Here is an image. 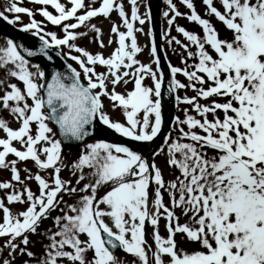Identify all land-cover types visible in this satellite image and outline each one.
<instances>
[{"label":"snow or ice","instance_id":"1","mask_svg":"<svg viewBox=\"0 0 264 264\" xmlns=\"http://www.w3.org/2000/svg\"><path fill=\"white\" fill-rule=\"evenodd\" d=\"M31 2L42 6L40 15L60 26L63 36L45 32L35 13L19 6L22 0H10L5 11L13 14L11 18L0 11V19L10 25L21 23L20 14L30 17L22 31L42 41L39 52L11 38L0 46V69L6 74L0 79V109L19 124L14 129L0 117L5 134L0 137V169L11 172L10 181L0 182L5 193L0 198V238H5L0 252L7 249L11 259L0 264H13L16 254L29 258L24 264H124L117 249L134 257L132 264H264V0H218L219 8L214 0H202L206 15L222 23L231 38H221L193 0H181L190 10L185 18L200 26L203 35L176 24L184 14L173 0H166L168 11L163 15L169 17V35L175 26L188 42L175 36L168 40L186 53L184 67L168 65V91L195 93L175 97L177 105L189 106L183 109V119L175 117L173 130L179 135L173 138L169 132L164 146L153 149L150 157L122 143H87L70 165L62 157L63 142L84 141L96 122L147 147L160 135L164 72L154 38L150 54L157 69L137 59L143 49L136 33L144 30L135 25L150 22L151 11L142 16L139 0H130V17L122 0H100L99 7L94 6L97 0ZM113 11L126 31L113 23L115 40L105 45L102 29L92 21L109 19ZM81 28L86 31H78ZM89 33L101 49L117 46L107 57L90 52L77 43ZM64 47L79 70L68 64L67 73L55 72L50 82L40 65L26 58L41 54L51 61L48 50ZM178 74L188 83L177 79ZM146 78L152 86L144 84ZM129 83L131 90L117 91V86L126 88ZM213 97L219 99L201 103ZM104 99L113 110H121L124 121L110 117ZM50 125L58 126L62 139ZM161 154L168 167L179 172L174 180L166 181L157 166L155 157ZM28 161L38 171L25 167L22 177L18 165ZM65 168L71 169L74 183L62 178ZM33 180L36 191L28 184ZM17 204L22 207L14 211L10 206ZM161 219L166 237L160 233ZM45 221L52 226L45 227ZM146 225L153 229L154 243H149ZM33 235L48 241L39 256L28 248ZM181 242L197 244L199 250L187 251Z\"/></svg>","mask_w":264,"mask_h":264},{"label":"rangeland","instance_id":"2","mask_svg":"<svg viewBox=\"0 0 264 264\" xmlns=\"http://www.w3.org/2000/svg\"><path fill=\"white\" fill-rule=\"evenodd\" d=\"M61 2L64 3L65 0H61ZM85 2L88 3L89 0H85ZM99 2H100V0H97V3L94 6L99 7ZM122 2L124 4L125 11L128 13V15L130 17L131 16V7H132L130 4V0H122ZM193 2L196 6L197 12L199 14H201V16L203 18L211 19V22L219 31L221 38H231V32L226 30L222 23L217 21L214 17H208L206 15V6L203 4L202 0H193ZM214 2L216 3V6L219 8L220 5H219L218 0H214ZM139 3H140V14L143 16L144 13L150 9V3H149V0H139ZM173 3L176 4V7L178 8V10L184 14V16H182V17H177L176 24L183 26L187 30L195 32V33L202 36L203 32H202V29L200 28V26H198L194 22L188 21L185 18L186 15L190 14V10L187 9L186 6H184L181 3V0H173ZM159 4H160L159 5V13H160L161 19L163 21V26H164V37L162 40V45L164 47L166 56H167L168 61L171 63L172 66L184 67V65L182 63V59L184 57H186V53H184L183 49H181L180 46L176 45L174 42L171 45H169L168 40L171 38V36H175V37H177V39H180L183 43H188V42L186 41V39L181 34L176 32L175 26L172 27L171 33L169 35V25L167 23V20L169 17H164V15H163V13L165 11H168V5L166 3V0H160ZM9 5H10V0H0V11H5V9ZM19 6L31 9L35 13L34 18L38 22L42 23L45 32H55L58 37L63 36V32H62L60 26L52 25L50 22H48L46 20V18H44L42 15H40L39 9L42 6L32 3L31 0H22V3H20ZM69 7H70V5H69ZM48 10L53 12V14H57L55 12V10L51 8V6H48ZM5 14L9 15L10 18L13 15V14L8 13L6 11H5ZM20 16H21V23H18L14 26L22 29V26L24 24H27L30 22V17H28L25 14H20ZM170 16H171V13H170ZM92 23L96 24L98 27H100L102 29V31H103L102 39H103L105 45L108 44V41L110 38L115 40L114 34H112L110 31L113 23L120 26V31H126V29L122 25L121 18L119 17V15L116 11H113L111 13V16L109 19H106L104 17H97V18L93 19ZM135 26L137 28L142 27L144 30L143 33H141V32L136 33L138 44L143 49V51L138 54L137 59L143 64H146V65L150 64L152 66L153 70H156L157 65L154 63V58L150 54L151 42L153 39L150 22H146L142 26L139 25V23L137 22ZM78 31H86V29L81 28ZM149 33H151V34H149ZM93 35L94 34L89 33L88 37L81 38L80 40L77 41L78 45L86 48L90 52H93V53L103 52V54L106 57L109 56L113 52V50L115 49V47L117 45L115 43H113L111 46L106 47L104 49H101L98 47V45L96 43L91 42ZM8 38H10L8 33L0 31V46H4L5 40ZM191 50L195 51L194 46L192 47ZM61 51L66 56V54L68 53L69 50L66 47H64ZM76 54L77 53H75L74 51L72 52V55H76ZM66 58H67V56H66ZM68 60L73 65H75L77 67V69L79 70L78 65H76V63L74 61H72L71 59H68ZM30 62H31V64H39L40 67L44 70V67L41 63L35 62V61H30ZM188 62H189V64H191V63H194L195 61L189 60ZM32 70L35 71V69H32ZM97 71H104V69L102 67H98ZM5 75H6L5 71L3 69H0V79H3L5 77ZM177 79H179L182 83H185V84L188 83L187 78L181 74L177 75ZM170 81H171V73H169V76H168L166 83L170 84ZM9 82L15 83L16 81L10 80ZM41 83H42V81H41ZM144 84L146 86L150 87V86H152L153 82H152L151 78H146L144 80ZM205 87H207V85ZM132 88H133V84L129 83L126 88L122 87V86H117V91L125 92L126 90H131ZM166 88L167 87L165 85L164 88L162 89V94L165 97L167 95ZM2 94H3V92L0 91V95H2ZM169 95H170L169 101L171 100V102H172L173 100H176L175 99L176 95H180L181 97H183L185 95L193 96V95H195V93L191 89H187V90L180 89L177 92L170 93ZM212 99H219V98L213 97V98H210L209 101L201 100V103H210V101ZM219 102H224V100H219ZM104 104H105V110L108 112V114L110 115V117L113 120L121 121V122L124 121L125 118H124V116H123V114L119 108H116L115 110H113L110 102L107 99H104ZM166 107L167 108L162 106V113L165 112L167 109H169V107H171V106L169 103H167ZM185 108H189V106L186 104H183V103H180L179 105H177L176 117L179 116L181 119H183L184 118L183 109H185ZM191 114L195 115L194 112H192ZM220 115L222 116V113ZM0 117L7 119L10 123V126L13 127L14 129L19 127V124L14 121L13 117L7 111L0 109ZM209 119H212L211 115H209ZM50 126H52V125H50ZM185 130H187V129H185ZM108 131H110L109 133L113 136V138L118 143L126 144V145L133 147L134 149L140 150L143 152V154L146 157H148V154L153 150L152 146L147 147V146H145L139 142L131 141L128 138L121 137L119 134L115 133L113 130L108 129ZM170 132L172 133L173 138H176L179 135L178 132L173 130V126H172V129ZM4 135L5 134L2 131H0V137H3ZM165 136H164V138H165ZM56 138H57V136H56ZM98 140H102V139H97V140H94L90 143H94ZM163 142H164V140H163ZM15 146L18 148L20 147L19 144H16ZM162 146H164V143H162L161 146L157 147V149H159ZM166 151H167V149L165 147V152ZM80 154L81 153L75 152V150L73 148L63 146L62 157H63L65 164L70 165L71 163H74L78 159ZM8 159L11 160V159H14V157L9 156ZM155 162H156L157 166L163 170V175H164V178L166 181L174 180L176 178V176L179 175V172L176 169L168 167V165L165 162V155L164 154H161L160 156H156ZM18 166L22 170L21 171L22 177L24 176L23 169L25 167L30 169L33 173L38 171V169L34 166L33 162H31V161L21 162ZM49 171H51V170H49ZM41 174L43 175L44 173H41ZM61 176L65 180H73V183L75 182V177H73L71 175V169L70 168L63 169L61 172ZM10 180H11L10 170L0 169V182L10 181ZM28 184L32 188L33 191L37 190V185H36V182L34 180L28 181ZM106 190H107V188L101 189L100 194L102 195ZM4 194H5L4 190H0V198H3ZM64 198H65V200H69V198L67 196H65ZM164 200H165L166 204H169V197H168L167 193L164 194ZM69 202L71 203L72 201H69ZM5 203H7V201H5ZM10 207H12V209L14 211H16V210H19L22 206L17 204V205H11ZM55 214L56 213H54L53 215H55ZM177 214L179 215V210H177ZM2 217H3V213H2V211H0V220H2ZM185 220H186V218L182 216L181 217V223L185 222ZM51 226H52L51 221H45V227H51ZM152 231H153L152 227L150 225H146V235H147V238L149 240V243H154L151 239ZM160 233L162 236H165V237L167 236V232L165 229V221L163 219H161V221H160ZM177 240H181V238L178 236ZM30 241H31V243L28 245L29 250L33 251L38 256L43 251L42 244L48 243L47 239H44L40 236H35V235L30 236ZM4 243H5V238H0V247H2L4 245ZM21 246H23V245H21ZM181 247L187 251L199 250V245H197V244L181 242ZM116 255L124 262V264H132V262L135 260L134 257L124 253L122 250H119L116 253ZM149 255H151V253ZM4 258L11 259V257H9L7 249H4L2 252H0V260H2ZM167 259L168 258L165 257L166 261H167ZM25 260H29V258L27 256H21L19 254H16L15 259L13 261V264H24ZM137 264H138V262H137Z\"/></svg>","mask_w":264,"mask_h":264},{"label":"water","instance_id":"3","mask_svg":"<svg viewBox=\"0 0 264 264\" xmlns=\"http://www.w3.org/2000/svg\"><path fill=\"white\" fill-rule=\"evenodd\" d=\"M153 25H154L155 34L159 38L161 25H160V22L158 19L157 6L156 5H153ZM11 34H12V37L16 43L24 45L29 50L39 52V48L41 47L42 42L37 37H34L32 35H29L27 33L20 32L17 30H13ZM48 51H49V55H51L53 57V59L51 61H49L47 59V57H45L41 54H38L35 57H27V58H37V59H40L41 61H43L45 63L46 72H47V80H48V82H50L51 76L55 72L59 71V72L67 73L68 63L60 55H57V53H58L57 51L51 50V49H49ZM172 116H173V111L170 113V120L172 119ZM57 132L59 134L58 126H57ZM90 133H91L90 136L86 137L85 140L82 142L81 141H64V142L67 145L81 144V143L91 139L92 137L98 135V134H103L102 123L96 122L94 127H92L90 129ZM60 139H62L61 136H60ZM159 140L160 139H158L156 142H159Z\"/></svg>","mask_w":264,"mask_h":264},{"label":"bare ground","instance_id":"4","mask_svg":"<svg viewBox=\"0 0 264 264\" xmlns=\"http://www.w3.org/2000/svg\"><path fill=\"white\" fill-rule=\"evenodd\" d=\"M167 88H168V87H167ZM169 96H170V95H169V93H168V94H167V98H166V100H168V99H169ZM163 124H164V122H163Z\"/></svg>","mask_w":264,"mask_h":264}]
</instances>
